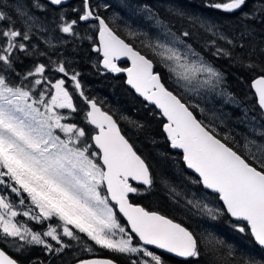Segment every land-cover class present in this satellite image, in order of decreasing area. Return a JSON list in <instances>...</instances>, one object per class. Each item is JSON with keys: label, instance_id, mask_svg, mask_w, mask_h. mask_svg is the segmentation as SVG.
<instances>
[{"label": "snow or ice", "instance_id": "1", "mask_svg": "<svg viewBox=\"0 0 264 264\" xmlns=\"http://www.w3.org/2000/svg\"><path fill=\"white\" fill-rule=\"evenodd\" d=\"M248 3L249 0H223L207 6L232 14ZM80 4V8L73 9L76 19L68 21L63 13L60 14L59 31L76 35L74 29L80 22L98 21L99 45L93 50L102 52L103 67L113 73L126 72L127 84L155 104L167 120L163 131L171 147L182 150L183 162L198 174L195 182L217 193L223 202L221 209H212L199 200L187 199L186 206L211 220H217L221 215L235 218L234 229L239 233L249 232L264 251V131L253 128L258 139L245 136L242 148L235 143L229 146L222 142L214 129L206 127L195 117L191 109L196 106L185 103L183 96L174 94L162 83L161 75L153 71V59L141 54L117 35L105 19L96 14L91 0H80ZM48 5L62 7L63 0H31L32 9L44 10ZM14 10L15 15L23 20L26 30L17 28L12 16L0 10V186H3L0 192L10 189L11 193L20 197V205L30 201L32 208L23 211V216L41 224L57 218L59 223L56 226L49 224L42 233L23 226L15 221L18 216L16 205L7 195L0 194L2 238H18L27 244L44 245L49 252L59 253L68 247L63 243V237L79 240L78 231L110 252L140 253V258L134 259L132 264H164L161 256L150 251L146 247L148 245L184 258V264H199L202 256L210 257L205 264H220L219 252L224 242L212 232L197 234L172 219L129 202L130 194L149 193L155 178L150 173V166L120 134L112 116L101 112L93 100L85 97L86 104L91 108L85 120L99 129L91 136L98 152H90L91 145L79 146L82 138H86V129L62 123L65 117L56 111H76L64 78L51 82L44 75L47 66L38 64L20 77L22 81L34 78L31 88L10 83L9 75L15 72L14 61L18 59L15 53L20 51L31 55L25 42L30 40L29 33L37 19L29 14L27 5L23 3L15 4ZM173 11L180 17L186 15L181 8ZM257 11L264 22V0H254L253 8L242 12V16L251 19ZM188 19L214 37L206 45L216 47L213 55L231 58L232 53L217 47V41L243 49L244 38L253 34L251 28L244 26L238 37L230 38L210 20L193 16H188ZM157 26L163 29L165 39L161 40L159 36L155 40L146 39L143 46L159 57V62L170 73L169 79L175 78L178 87L185 92L199 94L202 88L215 91L223 83L224 74L205 61L191 44L171 33L163 21L157 19ZM128 35L137 37L140 34L129 28ZM181 35L188 38L192 33L184 31ZM236 39L241 41L239 45ZM259 51L264 54V48ZM255 54L253 45L246 53L248 62L245 63L243 55L236 57V62L243 67L255 68L257 65L251 62ZM121 57L131 60V67H118L115 61ZM53 70L68 76L63 62ZM37 76L40 78L35 79ZM71 80L83 97L77 75H72ZM45 81H48V88L34 98L32 88ZM251 88L255 89L259 108L264 110V75L254 79ZM229 98L234 99L231 94ZM261 114L264 115V112ZM56 130L64 133L66 138L57 135ZM91 157H97L100 162ZM160 180L173 198L182 196L165 177L161 176ZM133 181L137 182V186L133 185ZM101 185H106V195L101 194ZM109 198L115 205L110 206ZM115 206L127 218L131 234L118 222L113 211ZM33 208L38 209V213ZM117 233L120 234L119 239L115 238ZM132 234L138 237L137 246H133ZM45 237L55 241L58 247L48 243ZM21 248L23 245L17 251ZM85 250L91 252L92 247L86 246ZM227 255H233L231 246H228ZM0 264H19V261L0 250ZM78 264L115 262L108 258H90L79 259ZM240 264H264V255H248L242 258Z\"/></svg>", "mask_w": 264, "mask_h": 264}, {"label": "trees", "instance_id": "2", "mask_svg": "<svg viewBox=\"0 0 264 264\" xmlns=\"http://www.w3.org/2000/svg\"><path fill=\"white\" fill-rule=\"evenodd\" d=\"M138 1L146 2L158 12H161V8H159L161 4H169L173 5L174 7L176 6L177 8L179 5V8H181L186 14L184 17H180L176 14L174 15L170 12H167L162 16V18L167 22L168 25L171 26L174 31L180 34H182L184 31L192 33V36L185 38V40L189 42L197 52L203 55L205 59L211 62L224 74L225 87L232 94L234 102L237 103V107L239 105H242L245 106L248 110H254L253 114H256L259 120L262 121L261 113L255 104L253 93L249 87V81L255 75H264V72H261V68H264V54H261L259 51L260 49L264 48V22H262L261 13L258 11L251 19H244L242 16V12H249L250 9L253 8L254 0H249V3L242 10H238L232 14L225 13L220 9H215L207 6L209 4L223 2V0ZM80 5V0H70L67 4V10L65 11L66 18L69 20L76 19L77 16L76 13L73 12V9L78 8ZM46 7L53 10L50 5ZM97 10L99 11L98 14L106 20L108 25L113 29V31H115V33H117L127 43H130L135 49L139 50L150 59H153L155 70L161 75L162 82L165 84V86L172 90L176 95L183 96L184 102L190 104L184 95L180 94L174 86L168 84L170 82L168 73L157 62V60L151 56L149 51L138 44L135 40V37L129 36L123 28L113 23L104 12H102L98 8ZM38 11L40 12L42 10ZM195 12H202L216 18L217 22H219V24L221 25L223 32L230 38L238 37L244 26L251 28L253 34L244 38L243 43L245 44V48L243 49H241L239 46L233 48L231 45H228L224 41H217V47L224 48L225 50L232 53L231 58L228 56L213 55V53L216 52V47H210L206 45L209 41L214 39V37L210 33H205L198 24H193L188 19V16H194ZM45 15H50V12L44 13L43 16ZM74 31L76 35H64L65 37L67 36L66 48L68 50L69 56L72 59H76L75 63L78 64L80 77L79 82L82 83V85H86L87 81L98 78L96 72L93 70L89 71L87 78L83 76L84 67H86L87 65L86 56H88V54H91L93 51V45L91 46V43L94 44L95 42V33L94 31H88L87 22H80L79 24H77ZM236 43L237 45H239L241 41L239 39H236ZM253 45L256 48V54L251 57V62L256 64L257 66L250 69L238 64L236 62V57L241 55H243L245 63L248 62L249 58L247 57L246 53ZM15 55L16 57H18V59L14 61L15 72L11 73L9 77L13 78V80H17L16 82L18 83L23 82L25 84H28L30 82V78L24 79L22 81L20 77L24 76V74L29 71V66H26V63L29 62L31 64L32 57H30L29 59L21 54L17 55L15 53ZM43 60L47 61L44 56H35V62H37V64L40 62H45ZM17 73H19L20 75L18 76ZM5 74L8 75L7 73ZM102 79L106 81V84L104 85V87H102L103 89H101L103 92H105V94L108 95L107 90L110 89L109 81H117L120 87L125 92H127L130 100L127 102L126 99L125 103L123 102V104L122 101L124 99L121 98L119 99V104H114L112 100H104L103 98L101 99V102H98L93 98L92 95H88L84 93V91V96H80L79 91L76 90L74 85H71V83H66L65 85L69 93L74 97V99H76L77 103H74V106L76 107L74 120L76 121V123L84 125L87 133L86 136L88 138V145H91L90 130H92V128H90L84 117L86 105L82 104L85 103V97L87 99H93L95 102H98L104 110L109 112L114 117L119 126V129L129 141V143L133 146V149L150 166V173L155 178V183L152 190L149 193H142L139 195L130 194L129 200L131 202L139 203L146 209L154 210L165 216H168L169 218L181 223L189 230L196 233V231L192 228L190 221H188V219L186 220V216L183 211H181L179 207H176V205H173L169 201L167 197L168 194L166 193L168 188H166L161 182L160 177H165L171 186L176 183L174 179L175 172L172 169L173 161H175L177 162V165L179 166L180 172L182 174L190 177L194 181L195 186H198L200 189H203V187L201 186V184L195 182L196 180H198L195 175L185 170L181 160V154L178 151H172L169 149L168 141L162 130L163 119L159 115V112L152 105L147 104L140 97H137L129 87L124 85V77L122 74L112 76L108 73L103 75ZM92 81L94 82L97 80ZM97 97L98 99L101 98H99L98 95ZM237 107H228L226 108V111H222L221 109L212 110L211 112L220 116L216 117V120L211 119L210 125L204 123L205 120L202 117L198 116L195 107L191 110H193L196 118L201 121L206 127L215 130L217 138L221 139L222 142L227 143L229 146H233V144L235 143L242 148L244 145L243 139L246 136L245 134L247 133V131L242 124L238 123L240 111L237 110ZM77 117H80L79 120L76 119ZM219 122L220 124H222V126L219 124ZM93 148L94 147L91 145L90 149L94 150ZM101 191L103 194H105L102 186ZM208 192L213 195L216 201L218 200L217 195L214 192ZM116 215L120 223L125 226V223L120 218V216L118 214ZM54 220H57V218H51L47 223L43 222L40 225L38 223H36V225L33 223L28 224L31 226L32 230L42 233L43 231H45L44 227H46V224H51L54 222ZM236 223V220L230 219L227 215H221L216 220L217 229L220 231L222 229L223 232H221L226 237L229 236V239H234V237H230L232 236V234L230 233L234 231L242 241L254 244L249 232L239 233L234 229L233 225ZM77 235L80 237L79 240L63 237V243L68 245V247L64 248L63 251L57 253L54 251L49 252L44 245H42L43 247L41 249H37L38 245L27 244L24 241H20L18 238H2V233H0V248L7 252L11 257L18 260L19 264H73L77 260L86 256H105L113 259L118 264H132V261L134 259H137L135 256L130 257L126 254L110 252L109 250L99 247L98 245H95L94 242H92L90 239H88L83 233H77ZM44 239L48 243L53 244L54 247H58L56 242L51 241L50 238L45 237ZM134 241H136L135 237ZM21 245H23V248H21L20 251H17V249L20 248ZM86 246H91L92 251H86ZM226 247H222L219 252L220 264H240V261L244 257L241 253H239V249L236 247L234 249L231 248L233 255L229 257L227 255L228 250ZM262 253L264 255V251H262ZM159 254L164 264H184V259H179L165 253ZM209 259L210 257L208 256H202L200 258L199 264H205V261Z\"/></svg>", "mask_w": 264, "mask_h": 264}, {"label": "rangeland", "instance_id": "3", "mask_svg": "<svg viewBox=\"0 0 264 264\" xmlns=\"http://www.w3.org/2000/svg\"><path fill=\"white\" fill-rule=\"evenodd\" d=\"M21 1L22 0H18L15 3H13V7H12L13 10H14V5L17 3H21ZM105 4L108 5L107 8L103 7V5ZM98 5L99 7H97ZM10 6H12V4L6 7H0V10L5 11L8 15L12 16L13 20L16 21L17 28L21 29L22 31L26 30L23 20L18 18L15 15V10L14 12L10 10L11 8ZM145 6H147V8H145ZM80 7L81 5L78 8ZM92 7L93 9L98 8L99 10L104 12L113 23L123 28L127 33H128V29L131 28L133 31H136L138 34H140L137 37H135V40L141 46H143V42H146V39L155 40L157 36H159L161 40L165 39L163 29L157 26V19L163 21L168 26V28L171 29V33L175 34L176 37H180L181 39L185 41V43L190 44L189 42L185 40L184 37H182L180 33L174 31L171 28V26L168 25L167 22L162 18V16L165 15V13L167 12H170L175 15L173 10L177 8L176 6L174 7L173 5H169V4L168 5L161 4L159 6V8H161V12H158L157 10H154L146 2H141L138 0H92ZM178 8H179V5H178ZM64 11H65L64 8H59L57 10V14L54 15L56 17L51 18V19H47L43 17L44 13L49 12L47 11L46 8L40 12H37L36 14L29 13L30 15L35 16L37 19L32 27V31L29 33L30 40L25 43L28 46L27 47L28 53L33 54L34 52V54L44 56L47 59L48 62L46 60H43L45 62H40L38 64H45L47 66L44 75L47 76L51 82L54 83L55 80L64 78L67 84L71 83V85H74V82L71 80L72 75H77L78 80H80L78 64L75 63L76 59H72L68 54V50L66 48L67 36L65 37L64 36L65 33H62L59 31V24L61 23L60 14L63 13ZM194 14L195 15L193 17H201V18L210 20L213 23L217 24V26L223 32L221 25L219 24V22H217L216 18H214L213 16L204 14L202 12H195ZM67 20L71 21L69 19ZM87 28L89 32L94 31L95 33L96 24L93 22H87ZM144 34H146V36ZM168 38L171 39V37H168ZM92 45L93 43H91V46ZM143 48L145 47L143 46ZM145 49L149 51L147 48ZM149 53L151 54L153 58L157 60V62L165 69V71L170 76L168 69L162 63L159 62V57L154 56L151 51H149ZM201 56L203 57V55ZM86 59H87V65L86 67H84L83 76L87 78L89 71L93 70L96 72V75L98 76V78L92 79V80H97L94 82L92 80L87 81L86 85H82V83H80L81 90L84 91V93L88 95H92L93 98L96 99L98 102H101V99L103 98L104 100H108V99L112 100L114 104H119L120 102L119 99L121 98L124 99L122 103L123 102L125 103L126 99H127V102L130 100V97L127 94V92H125L120 87L117 81H113V82L111 80L109 81L110 89L107 90V93L109 96L105 94V92L101 90L103 89L102 87H104V85L106 84V81L102 79V76L105 74H103L102 71H100V68L98 66V63H99L98 54L95 51H92L91 54H88V56H86ZM204 60L207 61L209 64H211L214 68H216L207 59L204 58ZM50 61H53L55 63H50ZM61 62L65 64V67L68 72L67 77H64L62 73H59L53 70ZM38 64L37 62L34 63V65H38ZM107 73H109V75L111 74L110 72H107ZM111 75L113 76V74ZM39 78H40L39 76L35 77V79H39ZM33 79L34 78H30V82L28 84H25L23 82L21 84H23V86L27 88H31ZM16 84L19 85L17 82ZM168 84L174 86L179 91L180 94L184 95L187 98V101L191 105L196 106L195 109L197 111L198 116L202 117L206 121V122L204 121V123H206L207 125H210L211 119L216 120V117L220 116V115H217L211 112L212 110L221 109L222 111H226V108L228 107H233V108L237 107V103L234 102V99L229 98V94L231 93L225 87L224 75H223V83L215 91H209L206 88H202L200 89L199 94L185 92L183 88L178 87L175 78L170 79V82ZM47 88H48V81H45L43 84L36 86L35 88H32L34 98H38L40 95V92L43 90H46ZM97 95L99 96V98L100 97L101 98L98 99ZM231 97H232V94H231ZM237 108L236 109L240 111L239 112L240 116L238 117V120H239L238 123L242 124L243 127L246 128L247 133L245 135L249 139H258L256 133L253 132L252 129L255 128L257 131H264V127H262L264 126V121L263 120H262L263 122L260 121L257 115L253 114L254 110L253 111L248 110L245 106H242V105H239ZM41 111H43V108H41ZM56 111L61 116L65 117V119L61 121L62 123L73 124L68 119H69V116L72 117V119L75 118V115L73 114L74 111L70 109H56ZM79 118L80 117H77L76 119L79 120ZM253 118L255 119L253 120ZM220 125L222 126V124ZM83 127L84 125L80 124V128H83ZM56 134L60 135L61 138H66L64 136V133L60 132L59 130H56ZM79 146L80 147L88 146L87 136L86 138H82V143ZM90 152H96V150L90 149ZM91 158L94 160H97V157H91ZM172 169L175 172L174 179L176 182L175 184H177V185L173 184L172 187H175L179 192H181L182 196L173 198V195H171L169 193V190L167 189L166 191V193L168 194L167 197L173 205H176V207H179L181 211H183V213L186 216L185 217L186 220L188 219V221H190L192 228L196 231L197 234H201L205 232H212L216 237H218L220 240L224 242L223 247L231 246L232 249H234L235 247L238 248L239 253H241L244 258L247 257L248 255H255L257 257L263 255L262 251L259 249L257 245L248 243L246 241H242L241 239H239L238 235H236L234 231L230 233L232 234V236L230 237H234V239L233 238L229 239L228 238L229 236L226 237L222 233L223 232L222 229H221L222 232L217 229L216 220H211L207 215H201L196 209H191L190 206H186L187 199H194V200H199L204 204H207L212 209L222 208L219 201L218 200L216 201L213 195L210 194V192L202 188L200 189L198 186H195L194 181L190 177L180 172V168L177 165V162L173 161ZM2 187L3 186H0V188ZM100 191H101V187H100ZM0 194L7 195L9 197V200L16 205L15 210L18 212V216L15 218V221L17 223L23 226H26L30 229H31V226L28 223H33L35 225L36 223H38L39 225L41 224L40 222L31 220L29 217H25L22 215L23 211L28 210L29 208H32V206L30 205V201L26 200L25 205H20L19 204L20 197H17L14 193H11L10 189L4 192H0ZM101 194L105 195L102 193V191H101ZM23 195L25 197L27 196L26 193H24ZM109 204L110 206H112L110 202ZM32 210L38 213V209L33 208ZM113 211H114V208H113ZM116 218H117V215H116ZM57 220H54V222L51 223V225L56 226L55 224L59 223V221ZM118 222L120 223L119 220ZM120 224L123 227H125L122 223ZM48 226L49 224H47L46 227ZM60 231H62V229H60ZM126 232L129 233L127 229H126ZM115 238L119 239L120 234L117 233V236ZM133 246H137V240L134 241L133 239ZM226 248L228 250V247ZM148 249L150 251L155 252L157 255H160L157 251L150 249V248ZM126 255L130 257L135 256L137 259H139L141 256L140 253H129Z\"/></svg>", "mask_w": 264, "mask_h": 264}, {"label": "water", "instance_id": "4", "mask_svg": "<svg viewBox=\"0 0 264 264\" xmlns=\"http://www.w3.org/2000/svg\"><path fill=\"white\" fill-rule=\"evenodd\" d=\"M70 0H63V4H66L67 2H69ZM102 17V16H101ZM103 18V17H102ZM104 19V18H103ZM91 21H93V22H95L96 23V32H95V40H96V44L94 45V46H98L99 45V32H98V21H96L95 19H90ZM106 21V20H105ZM107 23V22H106ZM110 27V26H109ZM111 28V27H110ZM113 30V29H112ZM115 32V31H114ZM117 34V33H116ZM118 35V34H117ZM94 46H93V49H94ZM137 50V49H136ZM139 51V50H138ZM98 53V52H97ZM141 54H143V53H141ZM98 55H99V57H100V59H99V67L100 68H102V69H105L104 67H103V64H102V60H103V54H102V52H100V53H98ZM145 55V54H144ZM149 58V57H148ZM116 62V64H118V63H120V62H125L126 63V66H124V67H122V68H128V67H131V60H129L127 57H121L119 60H117V61H115ZM118 66V65H117ZM119 67V66H118ZM153 71L155 72V73H158L155 69H154V63H153ZM122 74H123V76H124V85L125 86H127V87H129L131 90H132V92L137 96V97H140L144 102H146L147 104H149V105H152L158 112H159V114H160V116L162 117V115H161V113H160V110L158 109V108H156V106H155V104H153V103H151L150 101H147L143 96H141L139 93H137L136 91H135V89L134 88H132L130 85H128L127 84V73L126 72H121ZM115 74H117V73H115ZM261 74H259V75H255V76H253L251 79H250V81H249V87H250V89H251V91H252V93H253V95H254V100H255V103H256V105H257V107L259 108V105H258V98H257V96H256V94H255V89H253V88H251V84H252V82H253V80L254 79H256L258 76H260ZM163 83V82H162ZM169 89V88H168ZM170 90V89H169ZM170 91H172V90H170ZM175 94V93H174ZM89 100H93V99H89ZM94 101V100H93ZM95 102V101H94ZM96 103V102H95ZM96 105H97V107L100 109V111L101 112H103V113H106L107 115H110V116H112L110 113H108V112H106L105 110H103V109H101V107L96 103ZM259 110H260V112L262 113V112H264V110H261L260 108H259ZM88 111H91V108H90V106H88L87 105V110H86V112H85V115H86V113L88 112ZM262 115V114H261ZM196 117V116H195ZM112 118H113V116H112ZM262 118H263V120H264V115H262ZM162 119H163V124L164 123H166L167 122V120H166V118H163L162 117ZM113 120L115 121V119L113 118ZM116 122V121H115ZM163 124H162V130H163ZM91 125V124H90ZM91 126H93L94 128H95V126L94 125H91ZM116 126H117V128L119 129V126H118V124H117V122H116ZM99 131V129L98 128H95V131L91 134V136L92 135H95L97 132ZM119 131H120V129H119ZM164 132V131H163ZM120 134L121 135H123L122 134V132L120 131ZM164 134H165V136H166V139H167V134L164 132ZM124 136V135H123ZM125 137V136H124ZM125 139H126V137H125ZM219 139V138H218ZM167 141H168V146H169V149L170 150H172V151H178L180 154H181V160H182V163H183V166H184V168H185V170L186 171H188V172H190V173H192L193 175H195L197 178H198V174L197 173H195L194 172V170H192V169H188L187 168V166H186V164L183 162V152H182V150H180V149H173L172 147H171V142L167 139ZM91 142H92V144L94 145V142L91 140ZM129 142V141H128ZM95 147V146H94ZM134 150V149H133ZM97 151H98V149H97ZM135 151V150H134ZM100 162V161H99ZM133 184H137V182H132ZM201 186L203 187V185L201 184ZM103 188H104V191H105V194L107 193V189H106V185H103ZM203 189H205L204 187H203ZM205 190H207V191H211V192H213L212 190H210V189H205ZM216 195H217V199H218V201H219V203H220V205H221V207H223V202L219 199V196H218V194L217 193H215ZM109 201L113 204V205H115V202L114 201H111L110 200V198H109ZM129 202L130 203H132L133 205H138V206H140V207H143L142 205H140L139 203H134V202H131L130 200H129ZM115 208V211L120 215V217L123 219V221L125 222V224H126V227H127V229H128V231L131 233V228H130V225L128 224V221H127V218L123 215V213H121L120 211H119V207L118 206H115L114 207ZM144 208V207H143ZM146 211H149V212H156L157 214H159V215H162V216H165V215H163V214H161V213H159V212H157V211H154V210H150V209H146V208H144ZM228 216V215H227ZM166 218H168V219H171V218H169L168 216H165ZM230 219H232V220H236L235 218H231L230 216H228ZM173 220V219H172ZM175 223H179V222H177V221H175V220H173ZM246 223V222H245ZM181 224V223H180ZM182 225V224H181ZM182 226H184V225H182ZM185 227V226H184ZM133 236H134V234H132ZM135 237V236H134ZM135 238H137V240H138V237H135ZM252 238V237H251ZM252 240H253V238H252ZM253 242H254V240H253ZM255 243V242H254ZM256 244V243H255ZM257 245V244H256ZM146 247H148V248H151V249H154V250H156V251H158V252H160V253H165V254H168V255H171V256H173V257H176V256H174L173 254H170V253H167L165 250H163V249H158V248H156L154 245H148V246H146ZM0 250H3V249H1L0 248ZM6 253V252H5ZM7 254V253H6ZM8 255V254H7ZM11 257V256H10ZM90 258H101V259H103V258H108V257H102V256H89V257H86V258H82V259H90ZM176 258H179V259H184V258H180V257H176ZM108 259H110V258H108ZM115 262V261H114ZM74 264H78V261L77 262H75ZM115 264H118L117 262H115Z\"/></svg>", "mask_w": 264, "mask_h": 264}, {"label": "flooded vegetation", "instance_id": "5", "mask_svg": "<svg viewBox=\"0 0 264 264\" xmlns=\"http://www.w3.org/2000/svg\"><path fill=\"white\" fill-rule=\"evenodd\" d=\"M16 1H18V0H0V7H6V6H9L10 4H12V6H10L11 8H10V10L12 11V12H14V10H13V3H15ZM23 2V4H25V5H27V7H28V10H29V13H32V14H36L37 12H39L37 9H32L31 8V0H27V1H25V0H22L21 1V3ZM10 3V4H9ZM69 2H67L66 4H63V6L62 7H60V6H51L50 5V7L51 8H53V10L52 9H50V8H47L46 7V9H47V11H49L50 12V15H45V16H43V17H45V18H47V19H51V18H54V17H56V16H54V15H56L57 14V10L59 9V8H64L65 9V11H66V8H67V4H68ZM91 3H92V0H91ZM95 10V12H96V14H98V10L97 9H94ZM52 11V12H51ZM65 11L63 12V14L65 15ZM99 15V14H98ZM101 16V15H100ZM16 54L18 55H23V56H25L26 58H29L30 59V57H32V59H31V64L28 62V63H26V66H29V70H31L32 68H33V66H34V63H36L35 62V56H36V54H34V52H33V54H31V55H28V54H26V53H24V52H20V51H17L16 52ZM100 59V58H99ZM119 67H124V66H126V63L125 62H120V63H118L117 64ZM100 71H102V73L103 74H108L107 72H110L111 74H113L111 71H108V70H100ZM118 74H122V73H117V74H113V75H118ZM108 77V76H107ZM9 81H10V83H12V84H16V81L17 80H13V78H11V77H9ZM18 83V82H17ZM18 84H21V82L20 83H18ZM85 100V99H84ZM74 103H77L76 102V99H74V97H73V104ZM82 105H86V102L84 103V104H82ZM75 107V106H74ZM76 108V107H75ZM86 109H87V106H86V108H85V111H86ZM85 111H84V114H85ZM75 113V111L73 112V114ZM71 115H72V113H71ZM69 121H71V123H73V124H76L78 127H80V124H78V123H76V121L74 120V119H72V117H70L69 116V119H68ZM90 126V125H89ZM84 128V127H83ZM90 128H92V130H90V134L95 130L92 126H90ZM85 129V128H84ZM50 220V219H49ZM48 220V221H49ZM48 221H44L45 223H47ZM46 226H47V224H46ZM48 227H44V229H47ZM43 246L42 245H38V248L37 249H41Z\"/></svg>", "mask_w": 264, "mask_h": 264}, {"label": "bare ground", "instance_id": "6", "mask_svg": "<svg viewBox=\"0 0 264 264\" xmlns=\"http://www.w3.org/2000/svg\"><path fill=\"white\" fill-rule=\"evenodd\" d=\"M155 69V68H154Z\"/></svg>", "mask_w": 264, "mask_h": 264}]
</instances>
